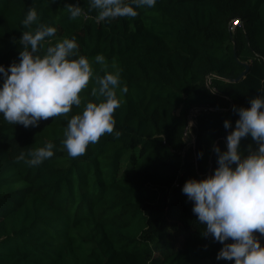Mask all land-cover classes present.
<instances>
[{
    "label": "trees",
    "instance_id": "16d2710c",
    "mask_svg": "<svg viewBox=\"0 0 264 264\" xmlns=\"http://www.w3.org/2000/svg\"><path fill=\"white\" fill-rule=\"evenodd\" d=\"M69 4L82 8L75 20ZM31 7L40 23L57 29L45 46L74 37L95 74H105L97 54L108 71L119 70L120 107L114 132L77 158L62 143L64 131L95 101L94 80L79 107L38 126L10 124L0 113V264H191L192 255L235 264L217 259L224 245L203 235L182 188L214 174V148L227 150L239 119L234 106L250 107L251 98L264 95V0H156L151 8L133 5L134 18L110 21H98L89 0H0L6 69L19 62ZM235 19L240 25L232 30ZM194 108L201 110L189 146L185 127ZM48 142L54 155L28 164L29 153ZM249 145L257 147L242 139L240 151L246 155Z\"/></svg>",
    "mask_w": 264,
    "mask_h": 264
},
{
    "label": "clouds",
    "instance_id": "9594fccd",
    "mask_svg": "<svg viewBox=\"0 0 264 264\" xmlns=\"http://www.w3.org/2000/svg\"><path fill=\"white\" fill-rule=\"evenodd\" d=\"M156 0H89V8L97 11L98 21L138 15L133 7H154ZM70 19L82 15L79 5H66ZM29 30L19 41L22 50L19 62L7 69L0 65L3 84L0 86V113L10 124L25 128L38 126L42 120L70 113L82 103L81 93L94 80L91 95L80 114L72 116L62 141L72 158L84 155L90 144L98 143L105 134L114 132V112L120 107L116 89L120 85L119 70H107L103 54L94 60L104 66L105 74L94 73L89 58L79 54L76 39L63 38L45 46L46 38L54 37L57 29L40 23L37 10L31 7L22 21ZM35 25L33 28L32 26ZM115 68V63H113ZM125 85L122 92H127ZM250 107L236 108L239 119L227 135V150L215 147L218 167L204 179H189L182 193L193 202L192 211L198 223L204 225V236H212L224 246L217 259L235 264H264V95L250 99ZM231 129V121L224 122ZM119 137L120 133H115ZM251 137L257 147L240 151L241 141ZM54 145L29 153L26 162L32 166L50 159ZM201 156L203 153L200 154ZM22 153L17 160H23ZM232 241V242H228Z\"/></svg>",
    "mask_w": 264,
    "mask_h": 264
},
{
    "label": "built area",
    "instance_id": "2783aa9c",
    "mask_svg": "<svg viewBox=\"0 0 264 264\" xmlns=\"http://www.w3.org/2000/svg\"><path fill=\"white\" fill-rule=\"evenodd\" d=\"M239 25H240L239 19L233 20L232 26H231L232 30L236 26H239ZM200 110H201L200 108H194L190 111L189 122H188L187 126L185 127V140L189 146L193 145L195 142V134L192 131V127H193V125H195L196 116L200 112Z\"/></svg>",
    "mask_w": 264,
    "mask_h": 264
},
{
    "label": "rangeland",
    "instance_id": "374dc122",
    "mask_svg": "<svg viewBox=\"0 0 264 264\" xmlns=\"http://www.w3.org/2000/svg\"><path fill=\"white\" fill-rule=\"evenodd\" d=\"M191 264H212L208 259H199L196 256H191Z\"/></svg>",
    "mask_w": 264,
    "mask_h": 264
},
{
    "label": "water",
    "instance_id": "95a60500",
    "mask_svg": "<svg viewBox=\"0 0 264 264\" xmlns=\"http://www.w3.org/2000/svg\"><path fill=\"white\" fill-rule=\"evenodd\" d=\"M247 70H248V65L246 64V70L241 73V75L237 78V80L242 78V76L246 73Z\"/></svg>",
    "mask_w": 264,
    "mask_h": 264
}]
</instances>
